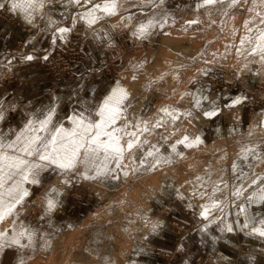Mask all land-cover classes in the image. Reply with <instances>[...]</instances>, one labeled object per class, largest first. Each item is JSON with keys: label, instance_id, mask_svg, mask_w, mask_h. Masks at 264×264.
Instances as JSON below:
<instances>
[{"label": "rangeland", "instance_id": "obj_1", "mask_svg": "<svg viewBox=\"0 0 264 264\" xmlns=\"http://www.w3.org/2000/svg\"><path fill=\"white\" fill-rule=\"evenodd\" d=\"M4 2L8 7L0 9V20L17 26L27 34L25 42L22 39L19 44H12L4 52V56L0 57V61L5 63L12 60L10 65L0 67V98L9 106L4 121L0 122V133H3L5 142L13 139L12 133L21 130L27 120L46 113L51 106L57 107L56 119L60 121L73 109L79 111L87 106L90 111L94 110L117 80L131 89L128 114L136 119L152 117L162 106L181 110L190 108L184 101L177 103L185 91L209 96L218 101L222 111L214 118L217 125L215 131L208 130L213 120H206L194 112L195 118L188 127L191 132L202 134L209 148L186 153L187 159L193 160L191 169L183 166L185 159L159 171L141 170L142 174L119 180L106 178L102 183L80 180L73 176V183L68 187L60 183L61 178L55 172L50 170L43 173L41 186L26 185L31 189V195L19 217L20 222L35 230L34 246L27 250L6 249L0 253V264H18L20 257L24 258L26 264H64L66 255L71 264L79 261L89 264L88 260L92 256L96 260L90 264H143L141 261L145 257L154 258L158 254L152 243L153 229L145 223L146 219L158 222L163 217H171L174 211L179 212L177 215L173 214L178 218L181 213L179 210L189 208V203H202L191 198V188L185 185V181L194 179L206 164L217 160L216 155L227 153L231 160L242 145H264L259 136L262 130L256 128L257 122L264 117V68L258 63H251L248 64L250 70L240 71L248 61L241 58L237 64L234 54L228 55L226 59H219V53L224 52V43L218 41L223 36L218 29L208 28L205 24L199 27L194 25L180 35L184 29L181 27L183 22L200 15L194 11L196 0H166V10L176 18L175 23L167 28L153 30L143 41L132 37L131 30L144 22L153 9L145 8L144 14L140 15L137 2L120 7V12L125 17L129 15L126 9L137 13L129 21L128 27H124L114 17L105 18L96 25L105 39H97V33L77 20L76 27L56 44L52 42L55 29L71 27L72 17L83 9L74 7L67 0H46L48 6L40 13H33L35 19L29 25L22 13L11 10V0ZM189 15L191 16L188 17ZM245 15L247 13L237 11L239 23L242 24ZM201 18L207 20L206 16ZM184 49L187 50V55L182 52ZM168 51L173 53V61L178 66L163 62ZM212 51L217 52L216 61L204 63L205 59H214ZM46 54L48 59L44 60ZM27 55L36 59H22ZM138 63L143 64V67H134ZM175 68L179 72V81L170 78ZM205 70H209L207 76L203 75ZM132 75L137 77L138 83L131 79ZM161 76L163 79H160ZM232 95L246 96L247 100L236 108H223L228 101L221 97ZM251 129L255 131L249 138ZM156 140H159L158 136L153 142ZM212 148L224 151L212 155ZM225 167L228 165L225 164ZM168 168L172 170L171 173L167 171ZM257 171L264 174V165L259 166ZM228 178L232 179L230 172ZM50 185L57 186L64 195L59 208L50 218L42 220L40 217L44 210L40 206V200ZM181 185H184L181 190L188 193L183 200L174 191ZM131 190L134 191L132 197L126 193ZM244 203L247 204L246 201ZM189 209L194 210L197 213L195 217L203 221L199 217L198 207ZM169 210L168 216H165L163 212ZM237 211L238 209L233 208L227 216L235 229L232 233H226L228 240L235 242L233 253L221 254V258L217 260L215 256L205 255L196 264H233L229 256L232 260L237 256L238 260L250 263L253 257L264 256V238L235 227L238 219L244 222V216L238 217ZM249 214L257 219L264 218V214L260 216L254 211ZM171 221L176 223L174 219ZM4 227L13 226L6 222L0 225V229ZM179 231L184 232L182 229ZM115 238L120 243L119 258L111 255L112 249L117 248ZM55 242H58L57 248ZM80 253L84 255L80 256Z\"/></svg>", "mask_w": 264, "mask_h": 264}, {"label": "snow or ice", "instance_id": "obj_2", "mask_svg": "<svg viewBox=\"0 0 264 264\" xmlns=\"http://www.w3.org/2000/svg\"><path fill=\"white\" fill-rule=\"evenodd\" d=\"M67 2L83 11L72 17L71 27L55 29L53 44L64 40L76 27L77 20L97 33L96 38L101 40L105 37L98 32L96 25L105 18L114 17L121 21L124 27H128L129 21L133 20L137 13L126 9L129 15L125 17L120 12L122 5L138 2L140 15L144 14L145 8L153 9L144 22L135 25L131 30V35L136 40H145L157 28L170 27L176 19L166 10V0ZM47 6L46 0H11L10 3L11 10L22 13L29 25L35 19L33 13H40ZM6 7L8 5L4 0H0V9ZM194 11L200 15L185 20L181 27L187 30L194 25L199 27L205 24L206 27L218 29L223 33V36L218 38L220 43H224V52L219 53V59L223 60L234 54L237 64L241 58L248 61L240 71L248 69V64L251 63H258L264 68V0H196ZM237 11L247 13L242 24L236 16ZM201 16H206L207 20H203ZM211 55L214 59H205L204 63L211 64L216 61L217 52L212 51ZM22 59L32 61L36 57L27 55ZM43 59L47 60L48 55H44ZM11 63V59L6 63L0 61V67ZM134 67L142 68L143 64L138 63ZM208 71L205 70L203 75L207 76ZM174 78L179 81L178 75ZM131 79L136 80L137 77L132 75ZM160 79H163V76ZM130 96L131 89L117 80L94 110L90 111L87 106L79 111L73 109L60 121L56 119L57 107L51 106L46 113L35 115L27 120L21 130L13 132V139L5 142L3 133H0V225L7 222L13 226L0 229V253L6 249L27 250L34 246L35 230L20 222L19 217L31 195V189L26 185L41 186L43 173L50 170L55 172L61 178L60 183L68 187L73 183V176L80 180L102 183L106 178L119 180L142 174L141 170L159 171L163 167L187 159L186 153L191 154L193 150H202V146L207 147L202 134L193 133L188 127L195 118L194 112L206 120H213L222 111L218 101L210 99L209 96L185 91L177 103L184 101L190 108L181 110L162 106L154 116L136 119L128 114L131 107ZM221 98L228 101L223 105V108L227 109L236 108L247 100V97L242 95ZM8 110L9 106L0 98V122L4 121ZM256 128L262 130L259 136L260 140L264 141V117L257 122ZM254 131L255 129L249 131V138L253 136ZM156 136L159 140L153 142ZM223 151L219 148L210 149L212 155ZM225 164L228 165L227 168ZM261 165H264V145L245 144L231 160L228 159L227 153L220 155L215 162L206 164L194 179L185 181V185L191 188V198L202 202L188 204L189 208L200 209L199 217L205 222L201 228L202 232L208 231L209 227L215 224L221 232L232 233L235 229L233 223L227 220V216L234 208L238 209V217L244 216V222L238 219L235 227L247 230L250 235L264 238V218L257 219L248 211L249 206L253 204L264 205V174L257 171ZM188 167L192 168V165ZM229 172L231 180L228 178ZM183 187L184 185H181L174 189L177 197L182 200L188 196V193L181 190ZM63 195L55 185L45 189L40 200V206L44 210L40 217L42 220L50 218L59 208ZM145 223L151 225L153 230L160 227L159 222L146 219ZM18 264H26L23 257H20Z\"/></svg>", "mask_w": 264, "mask_h": 264}, {"label": "crops", "instance_id": "obj_3", "mask_svg": "<svg viewBox=\"0 0 264 264\" xmlns=\"http://www.w3.org/2000/svg\"><path fill=\"white\" fill-rule=\"evenodd\" d=\"M22 29H19L15 25H11L7 22L0 20V57L4 56V52L8 50V47L12 44H19L23 39L25 42L27 39ZM217 125L215 119L213 124L208 130L215 131ZM168 212H163L165 216H168ZM180 216L176 218L174 215L179 212H173L171 217H163L158 222L160 227L153 230L151 236L152 243L155 244L158 254L150 258H144L141 263L143 264H196V262L203 258L205 255L209 257L215 256V259H220V255L232 254V250L235 249V242L228 240L226 237L227 231L221 232L217 225H211L206 232H202L201 228L204 226V222L195 217L197 213L189 208L183 207L179 210ZM249 213L253 212L264 214V205L253 204L249 206ZM185 220L189 226L186 232H178L175 228V224L171 221ZM222 227V225H220ZM232 252V253H230ZM207 257V258H209ZM233 264H264V256L260 255L253 257L250 263H246V260H238L237 256L232 260ZM205 261V260H204ZM227 261V260H224ZM207 262V259L206 261ZM215 264H225L223 262H216Z\"/></svg>", "mask_w": 264, "mask_h": 264}, {"label": "bare ground", "instance_id": "obj_4", "mask_svg": "<svg viewBox=\"0 0 264 264\" xmlns=\"http://www.w3.org/2000/svg\"><path fill=\"white\" fill-rule=\"evenodd\" d=\"M191 15H189L188 17H190ZM237 18H238V16H237ZM188 19V18H187ZM187 31L185 30V29H183L181 32H180V35H182V34H184V33H186ZM177 33V32H176ZM178 34V33H177ZM176 35V34H175ZM178 36V35H177ZM180 37V36H179ZM175 39V38H174ZM182 40V39H181ZM166 42V41H165ZM182 49V48H181ZM166 50V49H165ZM187 50L186 49H184L182 52L184 53V54H188L187 52H186ZM164 52V51H163ZM179 52H181V51H179ZM184 54H182V56L184 55ZM162 55H164V53L162 54ZM185 55V56H186ZM184 56V57H185ZM163 57V56H162ZM162 57H160V61H161V58ZM173 57H174V55H173V53H170L169 51H168V53L166 52V55H165V60H163V62L165 63H167V64H170V65H177V64H175V62L173 61ZM159 61V62H160ZM159 64H161V63H159ZM163 64V63H162ZM178 66V65H177ZM176 66V67H177ZM175 69H177V68H175ZM180 70V69H179ZM176 75H179V72H174V74H172L171 76H170V78H171V80H176L174 77L176 76ZM144 76V75H143ZM144 78V77H143ZM135 82H137V80L135 81ZM139 82V81H138ZM137 82V83H138ZM141 82V81H140ZM135 84V83H134ZM136 85V84H135ZM137 86V85H136ZM136 86H135V88H136ZM133 87L134 86H132V89H133ZM137 88H138V86H137ZM139 89V88H138ZM133 91L134 92H136L135 91V89H133ZM197 122V121H196ZM204 147L202 146V149H203ZM207 148H209V146H207L206 148H204V149H207ZM201 154V153H200ZM218 155H221V154H218ZM218 155H216L217 156V158L219 157ZM204 156V155H203ZM199 157V156H198ZM215 161H216V159H214ZM200 161V160H199ZM215 161H212V162H215ZM192 163H193V160L192 161H190V160H188V159H186L185 161H184V167L185 168H189L188 166L189 165H192ZM195 164V163H194ZM195 166V165H194ZM196 167V166H195ZM198 169H199V166L197 167ZM189 169H191V168H189ZM167 171L169 172V173H171L172 172V170L170 169V168H168L167 169ZM196 171V170H195ZM167 172V173H168ZM129 196H133L134 195V191L133 190H131V191H127L126 192ZM122 209V208H121ZM117 228V229H116ZM115 229L116 230H118V227H116ZM80 235V234H79ZM78 238V237H77ZM76 238V239H77ZM116 239V238H115ZM78 241V240H77ZM84 243H85V241H84ZM114 243H115V247H117V248H115V249H112V251H111V255L112 256H115L116 258H119V256L121 255V251L119 250V248H118V245H120V243L118 242V240L116 239V240H114ZM55 248H57L58 246V242H55ZM84 254L83 253H80V256H83ZM69 256L68 255H66V257L64 258V260H63V262H64V264H71L70 262H69V258H68ZM96 259H95V257L94 256H92V257H90L89 258V264L90 263H92V262H94ZM79 261V260H78ZM72 264H85V262L83 263V262H78V263H76V262H73Z\"/></svg>", "mask_w": 264, "mask_h": 264}, {"label": "built area", "instance_id": "obj_5", "mask_svg": "<svg viewBox=\"0 0 264 264\" xmlns=\"http://www.w3.org/2000/svg\"><path fill=\"white\" fill-rule=\"evenodd\" d=\"M175 227H176V230L178 232H179V229H182L184 232H186L187 229L189 228V226L185 220H179V219L176 220Z\"/></svg>", "mask_w": 264, "mask_h": 264}]
</instances>
